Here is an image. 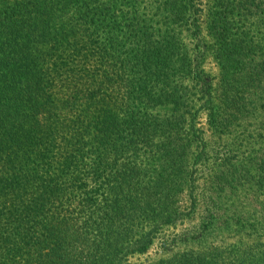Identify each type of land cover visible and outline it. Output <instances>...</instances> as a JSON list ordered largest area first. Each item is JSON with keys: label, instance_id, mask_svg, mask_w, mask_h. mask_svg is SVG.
Instances as JSON below:
<instances>
[{"label": "trees", "instance_id": "16d2710c", "mask_svg": "<svg viewBox=\"0 0 264 264\" xmlns=\"http://www.w3.org/2000/svg\"><path fill=\"white\" fill-rule=\"evenodd\" d=\"M222 1L210 13L218 16L211 24L218 35L214 59L223 77L233 66L242 76L231 89L206 82L197 63L187 72L201 103L196 113L207 114L219 137L238 138L243 124L258 119L264 63L245 66V57L260 46L246 29L237 36L233 30L247 28L251 16L263 22V0ZM124 2L0 0V264H127L128 256L165 239L166 226L196 223L200 203L204 217L192 239H167L172 245L194 239L198 246L194 258L176 264H264V146L255 151L259 182L247 178L249 143L240 142L243 151L234 161L215 169L204 201L193 191L183 195L187 181L174 188L167 179L161 189L155 186L159 194L134 191L139 183L130 173L148 171L159 180L178 140L187 153H201L203 132L191 129L180 138L173 131L176 119L152 113L167 115L171 104L178 105L176 91L165 84L177 75L168 73L178 55L162 51L169 42L150 50L142 41L146 26L118 22L116 8ZM184 2L183 16L190 17L193 7ZM174 6L179 2L166 0L158 11ZM194 33L200 39L198 24ZM144 156L153 159L150 170L137 166ZM120 158L121 169L115 166ZM243 188L248 193L241 195ZM216 194L226 202L249 194L252 200L242 201L241 209H258L220 214Z\"/></svg>", "mask_w": 264, "mask_h": 264}, {"label": "rangeland", "instance_id": "374dc122", "mask_svg": "<svg viewBox=\"0 0 264 264\" xmlns=\"http://www.w3.org/2000/svg\"><path fill=\"white\" fill-rule=\"evenodd\" d=\"M125 2L122 6L120 5L116 8L119 10L117 12L119 19L118 22L122 21V18L126 20L128 24L136 25L137 30H142L139 27L146 26L142 30V41L147 42L150 50H154L160 46H166L169 42L168 50H162L164 53L168 52L169 55H178V57L172 56V63L169 65L172 68L168 74L174 75L177 74L174 79H170L165 82L168 88L175 90V96H173L175 102L178 105L171 104L172 111H167V115H164L161 111H153V114L160 113L163 120L165 118H170L171 120L176 119V126L173 130L176 132V135H179L180 138L189 132L191 129L199 128L203 132V147L200 149L201 153L198 151L190 150L187 153V148L185 143H181V140H178L174 158L170 164V169H168L163 177L159 180H156L154 176L150 175V172L145 171L139 175L135 173H130L131 178L137 180L139 183L138 188H134V191L139 193L145 192L147 194H154L155 186L164 187V182L169 179L170 186L177 188L179 185L182 186L185 181H187L189 187L188 191L183 195L186 196V193L194 192V197L199 198V200L204 201V197H207L209 194V181L215 169L220 164H224L225 160L234 161L233 156L236 155L239 151H243V148L240 146L242 142L243 145H246V142L249 143L248 154L250 153L249 160V174L247 178L251 180V183L259 182L261 175V158L257 152L260 148L264 146V75L259 84L261 88L256 92V101L260 107L258 110V119L254 121L249 119L242 128L238 130V134L243 137L234 138V136H221L216 135L212 128H210L209 118L204 111H198L201 104L197 101L199 96H194V79L190 78L191 75L187 72L190 70V64L195 69L196 63L197 66L200 65L199 72L202 74L206 82H211L214 87L220 85L221 82L223 85H228V88H233L241 78V74L238 73V69L235 66L232 67V70L229 71L226 77H223L224 69H221V65L214 59L215 47L217 37L215 31L212 30L213 20H218V16L213 18V15L210 13L216 12L214 6L219 7L220 5H225L222 0H186L189 6H192V13L190 17L183 16V8L185 6V0H173L174 3L179 2V6H174V10H169L166 12L158 11V7L162 5L166 0H124ZM228 2H233L234 0H226ZM236 3L239 0H235ZM127 5V7H126ZM121 8V9H120ZM261 10L264 11V0L262 1ZM198 12V13H196ZM253 15L255 11L252 12ZM264 16V15H261ZM257 17V15L255 16ZM221 18V17H219ZM254 16L250 17V21L246 22L247 28H253L256 26V30L250 32L247 28L244 29H234L233 35L240 34L242 30H247L248 35L251 36V40L259 44V49H251L249 52L250 55L245 57V66H250L254 63L260 64L264 63V21H256L253 19ZM220 20V19H219ZM260 22V25L257 23ZM146 23V24H145ZM200 27V39L196 37L194 33V28L197 26ZM243 25V24H242ZM245 27V26H244ZM128 34H126L127 37ZM242 37V36H240ZM215 39V40H214ZM131 40V39H129ZM127 40V41H129ZM191 56V57H190ZM178 59H180L178 61ZM164 65H167L165 63ZM165 67V66H164ZM264 67V66H263ZM227 78V81H224ZM156 86V83L153 82ZM218 89V87H217ZM199 115V118H198ZM165 117V118H164ZM254 131H256L254 133ZM181 135V136H180ZM178 138V137H176ZM240 138H245L244 141H240ZM260 144V145H259ZM237 146L239 149L234 148ZM232 151H228V149ZM247 153H240L239 157H243ZM230 157L224 158L223 157ZM188 157V158H187ZM187 159V161H186ZM186 161V163H185ZM125 162L120 158L117 162L115 161V166L119 169ZM153 164V159L151 157L144 156L142 160H139L137 166L143 167L146 166L150 170V165ZM159 169H162L161 163H156ZM186 166V167H185ZM157 184V185H156ZM254 188L253 196L256 199H259V188ZM160 189L157 194H159ZM185 191V190H184ZM248 193L246 189H242L241 195ZM159 196V195H158ZM245 197V200L243 198ZM241 196L239 199H234L230 202H226L222 196L218 197L216 194L214 198L216 199L215 207L221 206L220 214L224 211L230 212L233 209H237L242 216V213L245 211L254 210L258 207L255 206H246L241 209L242 201L244 205L247 203V199L252 200V198L247 194L246 196ZM228 198V197H227ZM176 200V199H175ZM182 203L184 198L181 199ZM180 200V201H181ZM255 207V208H254ZM200 212L197 215L196 223L194 219L190 222H187L185 219L179 220L172 227L166 226L164 231L165 239H156L153 245L149 250L145 251L144 254H133L128 256L127 264H176L178 262L185 261L184 259L194 258V252L198 251V246L194 245V239L192 238L194 226L199 224V219L204 217L203 211L205 210V205L200 203L199 208ZM224 213V214H225ZM225 216V215H224ZM145 227V225H143ZM180 234H187V238L182 242L175 243L174 245L170 244L167 239L174 238ZM159 237V236H158ZM157 237V238H158ZM220 239L221 236L219 235Z\"/></svg>", "mask_w": 264, "mask_h": 264}]
</instances>
